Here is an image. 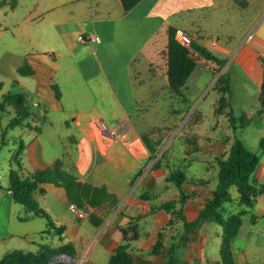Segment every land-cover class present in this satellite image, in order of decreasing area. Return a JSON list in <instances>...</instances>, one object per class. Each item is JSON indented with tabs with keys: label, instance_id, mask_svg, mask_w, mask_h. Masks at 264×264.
Instances as JSON below:
<instances>
[{
	"label": "crops",
	"instance_id": "0c3cea01",
	"mask_svg": "<svg viewBox=\"0 0 264 264\" xmlns=\"http://www.w3.org/2000/svg\"><path fill=\"white\" fill-rule=\"evenodd\" d=\"M18 4L12 9H16ZM69 4L72 6L69 7ZM59 5L63 7V12L56 19L51 17L49 20L56 28H61L57 32L62 46L31 56L27 63L36 70V74L28 76L35 78L33 82L37 90L46 96L47 104L43 105L42 113L35 110L38 117L31 121L33 128L19 127L25 135L14 137L9 134V130L14 128L6 130L8 141L4 145L13 143L14 146L4 156L7 177L0 174V260L17 251L36 254L46 246L58 248L66 244L79 264H109L117 249L126 244L131 264H165L172 243L178 244L174 256L182 264L221 260L222 227L216 222L201 221L196 228L186 232L184 220H195L202 203L216 188L218 166L213 159L230 149L235 133L225 141L217 134L219 121L205 124L202 99L188 113L199 115L191 131L199 133L200 137L202 135L207 144L203 145L201 139L197 149L185 148L183 159L187 165H177L176 158L168 154L151 156L142 134L150 130L147 118L153 119L162 108L159 100L171 92L167 77V29L172 25L183 29L190 40L198 41L218 57L227 59L223 65H218L196 55L197 67L199 63H204L214 71L220 66L221 70L226 69L232 108L233 73L240 79L246 96L258 98V138L264 136V105L259 101L264 60V0H141L128 13L124 12L121 0H44L43 10L38 16L48 15ZM32 12L33 8L28 9L8 26L21 27ZM74 24L78 28L81 26L78 31L82 34L98 36L100 41L84 42L85 46L79 49L72 47L70 39ZM80 35L78 33V37ZM24 36L22 29L14 33L16 39ZM204 37H211V40L205 44ZM80 51L90 56L89 63L95 67L88 80L95 85L97 99L103 104L95 103L89 115L80 111L69 120L71 113L64 112L62 93L56 83L57 58L68 55L73 60ZM162 53H165L166 68L163 77L158 71ZM135 63L145 69L155 63L153 67L158 70L150 77L137 81L133 76ZM197 67L188 78L184 93L190 79L196 75ZM68 70V73L75 72L77 66L71 61ZM195 79H199L198 75ZM53 85L57 87L60 98L56 97ZM216 85L218 91L219 84ZM4 87L3 82L0 93ZM34 102L38 106L41 104ZM138 102H146L148 109L142 112L137 107ZM217 106L218 99L215 110ZM241 113H246L251 118L250 123H253L254 113L244 107ZM234 114H237L235 110ZM107 115L114 120H108ZM4 116L7 124L10 116ZM98 118L105 119L111 128L119 131V136L105 137L98 127L92 125V121ZM40 121L49 125L54 134L50 135ZM6 124L0 121L4 131ZM35 127H40V131ZM240 132L242 129L236 135L239 136ZM207 133L211 135L207 137ZM15 140L25 143L20 154L25 172L45 169L60 159L64 168L73 171L78 179L96 186L105 185L115 201L87 206L86 217L78 218L72 211L74 203L69 200L64 187L42 183L35 192V198L51 217L53 226L49 227L46 218L34 215L12 197L10 172L17 168L13 160L18 152ZM4 145H0V153ZM194 165H200V168L193 169ZM171 169H180L188 180H203L205 184H186L185 191L195 192L197 196L184 204L178 203L175 209L169 211L160 208V205L177 198L180 193L178 186L167 180ZM192 169L195 170L192 175H187V170ZM250 181L257 187L264 184V159L261 157ZM231 191L238 198L234 187ZM225 205L228 215L241 208L237 199ZM253 210L257 214L256 221H251V213L244 215L233 244L236 264H264V256H257L258 239L264 238V193L255 197ZM160 237L162 245L157 247ZM51 261L66 262L60 256H54Z\"/></svg>",
	"mask_w": 264,
	"mask_h": 264
},
{
	"label": "trees",
	"instance_id": "16d2710c",
	"mask_svg": "<svg viewBox=\"0 0 264 264\" xmlns=\"http://www.w3.org/2000/svg\"><path fill=\"white\" fill-rule=\"evenodd\" d=\"M8 2L11 8H15L18 0H3ZM141 0H121L125 13L133 9ZM177 28L170 25L167 29L168 44H167V77L171 92L175 96L187 99L184 93V87L192 72L197 67V58L195 53L200 57L216 62L218 65H223L227 59L218 57L207 46L191 39L190 45L181 44L176 38ZM263 80L261 82V90L259 98L261 104L264 105V60ZM18 73L21 76L36 74V70L30 65L25 64L18 68ZM221 86L218 88V106L217 113L227 114L230 120V125L235 131L234 142L228 152L221 154L216 158L218 166V182L216 188L211 191L210 197L205 199L199 210L198 217L193 221L184 220L185 231L196 228L201 221L216 222L222 227V243L220 248L221 260L209 261L206 264H236L233 255V244L237 239L240 228L243 222V216L251 213V221H256L257 214L253 208L255 205V197L259 193H264V184L257 187L251 183V176L256 170L260 157L254 150L249 149L243 141L236 135L239 129H243L251 122V118L242 113L240 117H236L230 102V80L228 76L220 77ZM3 87V82L0 81V91ZM53 88L56 92V97L60 98L59 91L55 85ZM8 114L10 118L5 126V131L2 130L0 145H4L8 140L5 139L6 130L15 127H30L33 128L31 120L38 117V113L33 110L32 106L27 102L26 94L21 90H10L2 95L0 100V121L3 116ZM239 124V126H237ZM40 131V127H35ZM142 139L151 156H157L158 141L152 140L149 133L142 134ZM18 143V152L13 160L16 169L10 172V186L13 199L26 206L33 212L34 215L42 216L47 219L49 227L52 228L53 222L51 217L44 211L35 198V192L39 189L42 183H54L57 186L64 187L69 200L78 207L86 210L87 206H99L105 202L115 201V197L110 193L105 185L96 186L90 182L78 179L73 171L67 170L63 166V162L57 159L52 165L45 169H38L32 172H25L22 166L20 154L25 148V143L20 140H15ZM259 148L264 151V136L260 138ZM164 155L165 152L163 151ZM160 155V157L162 156ZM158 166L159 164L156 163ZM167 180L174 182L179 188V196L175 199L164 201L160 208L173 210L177 204H184L189 199H194L196 193H188L185 191V185L200 186L205 184L203 180H188L186 175L180 169H171ZM207 184V183H206ZM235 187L238 198H235L231 188ZM146 198L145 195H143ZM239 200L241 209L237 213H231L228 216L224 215L225 203ZM182 214V211H179ZM264 216V215H263ZM60 231V228H57ZM161 237L157 242V247H160ZM177 243H172L168 248V259L165 264H182V262L174 256V251L177 248ZM68 245H63L58 248L46 246L39 253H23L15 252L0 260V264H67L64 261L52 262L53 255L57 253H68L71 255ZM127 245H121L115 255L109 261V264H131L130 255L126 251Z\"/></svg>",
	"mask_w": 264,
	"mask_h": 264
},
{
	"label": "rangeland",
	"instance_id": "374dc122",
	"mask_svg": "<svg viewBox=\"0 0 264 264\" xmlns=\"http://www.w3.org/2000/svg\"><path fill=\"white\" fill-rule=\"evenodd\" d=\"M0 0V81L5 83L3 91L0 93V99L2 93L6 92L8 89L17 91H23L27 96V102L32 106L33 110H38L39 112L44 111V104H47V98L45 95H42L39 90L36 88L35 80L32 76H21L18 73V68L29 63V58L31 56H36L37 54H44L52 49H57L62 46V41L58 35L56 26L51 23V19H56V16L63 12L61 10L62 6H56L48 15H41L40 11L43 10L44 0H18L19 4L16 9H12L8 2H1ZM82 5V4H81ZM69 7L72 4L68 5ZM33 8V12L27 18V22L17 27L8 26L13 20L20 19L25 11ZM52 17V18H51ZM49 18H51L49 20ZM7 28L5 29L4 27ZM81 26H79L80 28ZM4 28L3 31L1 29ZM78 27L73 25L71 42L72 47L79 49L80 47L85 46L84 42H81L78 38V33L82 35V32H79ZM23 30L25 33L24 37L15 38L14 33H18L20 30ZM79 40V41H78ZM211 40V37H204L203 43H208ZM55 49V50H56ZM62 49V48H61ZM165 54V53H164ZM161 54V63L158 64L159 70L156 67H153L155 63H152L151 66L147 69L144 66L139 67L135 63L133 68V76L135 79H145L150 77V74L157 72L161 73L163 77L165 75V55ZM195 57L198 55L194 54ZM87 53L80 51L75 56L73 60L68 55L59 56L57 58V63L59 64V69L57 70L56 83L59 86L62 93V104L64 106V112H70L69 120L73 117L75 113L82 111L84 114L92 113V106L96 103L103 104L101 100L97 99L98 92L95 90V85L91 83L88 78L93 75L95 72V67L89 63V58H87ZM197 58V57H196ZM77 66V70L71 73H68L69 63ZM53 62V61H52ZM222 66L218 67L216 71L211 68H208L204 63H199L196 71V75L188 83V89L185 91L187 99L183 97L165 94L159 100V104L162 107L159 109V112L152 119L151 117L147 118L148 128L150 129V137L152 140L158 141L157 144V156L160 157L162 152H166L167 156L171 155L176 158L175 162L177 165L188 164L187 161H184V150H192L193 148L199 146V141H201L202 135L200 137L199 133H193L191 131L192 126L199 119L197 114H189V109L195 108V106L201 102L202 112L204 114V122L207 125H211L214 122H220V127L218 131V136H222L225 141L229 135L235 133L234 129L230 125L229 118L224 114L216 113L215 105L218 99V91L216 89V84L221 86L220 77L222 75L226 76V69H222ZM232 74V73H231ZM198 75V80L195 79V76ZM233 108L237 113L235 116H241V110L243 107L254 113L253 123H250L248 126L242 129V132L239 133V138L243 141L244 145L251 150H254L258 153L261 159H264L262 151L259 148V128H258V113L257 105L258 98L252 96H246L243 92V86L240 83V79L233 73ZM197 80V82H196ZM97 93V94H96ZM237 100V102H236ZM38 101L40 106H34L32 102ZM260 101V100H259ZM200 106V105H199ZM137 107L140 108L142 112H145V109H148L146 102H138ZM151 123L148 122L149 119ZM198 118V119H197ZM41 120V118H38ZM107 119H113L112 116L107 115ZM34 120V118L32 119ZM31 120V121H32ZM2 124H6V119L2 118ZM40 125L44 126L45 130L51 135L54 134L53 129H50L49 125H46L44 122L40 121ZM2 126V125H0ZM38 126V125H37ZM239 126V124H237ZM147 128V129H148ZM1 129V127H0ZM2 130V129H1ZM0 130V138L3 131ZM190 130V131H189ZM58 131L61 132V128H58ZM25 132L22 128H14L9 130V134L14 137L22 136ZM25 135V134H24ZM211 134L207 133V137ZM26 137V136H24ZM5 139L7 140V135L5 134ZM223 139V140H224ZM203 145H206V140H203ZM13 143L4 145L0 153V174L7 177L8 171L5 169L7 163L4 161V156L11 149H13ZM228 152V151H227ZM164 154V155H165ZM163 156V154H162ZM216 156L213 161L216 163ZM200 168V165H194L193 169ZM187 170V175H192L195 170ZM235 188V187H234ZM236 190V189H235ZM238 195L237 191L234 192ZM225 204H228L225 203ZM242 208V207H241ZM237 209V212L240 209ZM229 214V213H228ZM227 207L225 205L224 215L228 216ZM243 218V217H242ZM246 224V223H245ZM246 226V225H245ZM258 253L257 256H264V238L260 237L258 239ZM64 255H70L68 253H55L53 256H60L67 262V259ZM219 256L220 251H219ZM70 261L67 264H79L78 260ZM261 261V260H260ZM261 263V262H260Z\"/></svg>",
	"mask_w": 264,
	"mask_h": 264
},
{
	"label": "built area",
	"instance_id": "2783aa9c",
	"mask_svg": "<svg viewBox=\"0 0 264 264\" xmlns=\"http://www.w3.org/2000/svg\"><path fill=\"white\" fill-rule=\"evenodd\" d=\"M251 36L252 34L249 35V37ZM78 38L82 42H88V41L99 42L100 41V38L98 36H94L92 34H85V35L82 34ZM176 38L181 44L186 45V46L190 45V41H191L190 37L187 35V33L183 29L178 28L176 30ZM33 105L38 106V103L34 102ZM92 125L98 127L102 131L105 137L116 138L119 136V131L111 128L108 125L107 121L103 118H98V119L93 120ZM71 207H72V211L75 213V215L78 218L86 217L87 212L85 210H83L82 208L78 207L75 204H73Z\"/></svg>",
	"mask_w": 264,
	"mask_h": 264
},
{
	"label": "water",
	"instance_id": "95a60500",
	"mask_svg": "<svg viewBox=\"0 0 264 264\" xmlns=\"http://www.w3.org/2000/svg\"><path fill=\"white\" fill-rule=\"evenodd\" d=\"M67 259V262L74 261L76 258L72 255H64Z\"/></svg>",
	"mask_w": 264,
	"mask_h": 264
},
{
	"label": "bare ground",
	"instance_id": "6f19581e",
	"mask_svg": "<svg viewBox=\"0 0 264 264\" xmlns=\"http://www.w3.org/2000/svg\"><path fill=\"white\" fill-rule=\"evenodd\" d=\"M76 260H74L73 262H75Z\"/></svg>",
	"mask_w": 264,
	"mask_h": 264
}]
</instances>
